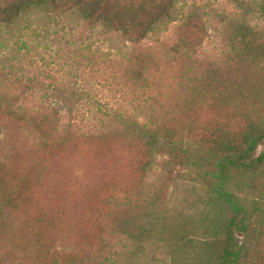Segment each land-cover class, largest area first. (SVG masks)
Masks as SVG:
<instances>
[{"label":"trees","instance_id":"16d2710c","mask_svg":"<svg viewBox=\"0 0 264 264\" xmlns=\"http://www.w3.org/2000/svg\"><path fill=\"white\" fill-rule=\"evenodd\" d=\"M227 1L239 9L235 49L248 55L263 47L264 28L256 21L264 22V0ZM187 3L0 0V124L11 122L39 143L36 157L19 173L6 175L12 167H0L8 179L2 186L8 210L24 205L26 192L20 189L34 183L40 169L45 172L57 151L79 139L84 126L90 137L116 132L131 143L126 152L140 184L155 185L163 177L171 182L169 191L146 189L145 203L135 210L130 198L112 195L102 249L80 264H264V113L229 107L202 113L200 107L189 118L185 103L166 118L164 81L149 79L144 57L137 71L142 42L164 36L174 23L188 27ZM209 28L200 23L195 36L180 39L182 46L193 48ZM53 54L62 69L55 74L45 68ZM111 59L124 65L123 90L131 94L116 107L99 93L111 87L109 77L118 71L99 79L94 73ZM128 99L132 113L124 108ZM86 110L94 121L81 125Z\"/></svg>","mask_w":264,"mask_h":264},{"label":"rangeland","instance_id":"374dc122","mask_svg":"<svg viewBox=\"0 0 264 264\" xmlns=\"http://www.w3.org/2000/svg\"><path fill=\"white\" fill-rule=\"evenodd\" d=\"M187 2L185 10L192 13L187 28L170 24V31L164 36L146 39L136 51L139 55L137 71L144 57L149 79L165 83L166 118L175 116L185 103L183 115L189 118L194 117L200 107L202 113L211 108L214 113L215 109L229 107L254 115L263 114L264 37L259 41L263 47L245 55L235 49L240 48L239 37L233 31L238 25L239 9L227 0ZM256 22L264 28V22ZM200 23L210 27L202 41L193 48L183 47L180 39L186 38L185 35L195 36ZM48 57L45 68L52 69L54 74L57 69L62 71L52 58L54 54ZM25 63L24 69H27ZM99 65L102 70L94 72L98 79L105 78L103 74L118 71L117 76L109 77L111 87L99 93L101 101H109L116 107L128 96L124 92L127 90L125 81L120 76L124 65L117 63V59ZM6 69L4 72H10L9 67ZM4 84L0 82V88ZM130 99L124 100V108L130 107ZM128 111L134 112L132 107ZM84 112L83 120L78 121H82L81 125L94 121L87 110ZM94 123L98 124V120ZM86 127L84 132L77 133L79 139L69 142L68 149L59 150L58 156L51 157L45 172L40 169L34 183L20 189L26 192L21 207L17 205L14 210H8L2 189L8 179L0 176V214L5 217L0 216V264L85 262L91 252L102 249L112 195L130 198V207L135 210L145 203L146 189H171V182L165 177L155 185L140 184V173L134 168L130 153L126 152L131 143L117 138L116 132L103 139L90 137ZM0 135V167H12L6 175L14 169L19 173L26 160L36 157L39 147L36 135L26 130L18 132L11 122L0 127ZM112 209L117 211L113 205ZM5 210L10 212L4 213Z\"/></svg>","mask_w":264,"mask_h":264}]
</instances>
